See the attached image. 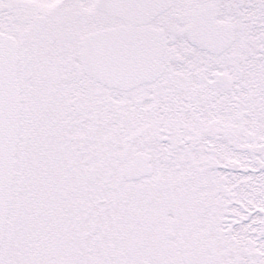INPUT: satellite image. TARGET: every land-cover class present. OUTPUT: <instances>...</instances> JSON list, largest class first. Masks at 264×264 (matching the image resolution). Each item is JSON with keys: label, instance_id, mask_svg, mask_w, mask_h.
Returning a JSON list of instances; mask_svg holds the SVG:
<instances>
[{"label": "snow or ice", "instance_id": "snow-or-ice-1", "mask_svg": "<svg viewBox=\"0 0 264 264\" xmlns=\"http://www.w3.org/2000/svg\"><path fill=\"white\" fill-rule=\"evenodd\" d=\"M0 264H264V0H0Z\"/></svg>", "mask_w": 264, "mask_h": 264}]
</instances>
